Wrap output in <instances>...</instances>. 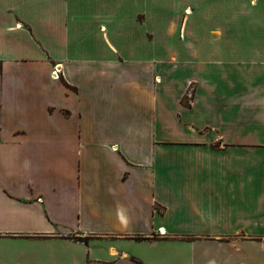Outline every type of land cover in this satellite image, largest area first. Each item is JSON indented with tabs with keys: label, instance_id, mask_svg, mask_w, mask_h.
<instances>
[{
	"label": "crops",
	"instance_id": "obj_1",
	"mask_svg": "<svg viewBox=\"0 0 264 264\" xmlns=\"http://www.w3.org/2000/svg\"><path fill=\"white\" fill-rule=\"evenodd\" d=\"M0 62V264H264V0H0Z\"/></svg>",
	"mask_w": 264,
	"mask_h": 264
},
{
	"label": "built area",
	"instance_id": "obj_2",
	"mask_svg": "<svg viewBox=\"0 0 264 264\" xmlns=\"http://www.w3.org/2000/svg\"><path fill=\"white\" fill-rule=\"evenodd\" d=\"M51 75L54 79H59L60 78V68H58L57 65H54V68L52 69L51 71ZM193 92H194V88H193V85L190 84L185 92V98H186V101L187 103H189L191 101V98H192V95H193ZM39 201L41 200V198L38 199ZM160 231V230H159Z\"/></svg>",
	"mask_w": 264,
	"mask_h": 264
},
{
	"label": "trees",
	"instance_id": "obj_3",
	"mask_svg": "<svg viewBox=\"0 0 264 264\" xmlns=\"http://www.w3.org/2000/svg\"><path fill=\"white\" fill-rule=\"evenodd\" d=\"M0 68H1V62H0ZM75 238L78 239V240L86 241V237L76 236ZM137 264H141V263L137 261Z\"/></svg>",
	"mask_w": 264,
	"mask_h": 264
}]
</instances>
